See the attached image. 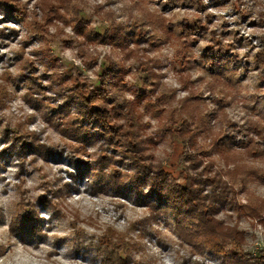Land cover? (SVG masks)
I'll list each match as a JSON object with an SVG mask.
<instances>
[{
	"label": "rangeland",
	"instance_id": "374dc122",
	"mask_svg": "<svg viewBox=\"0 0 264 264\" xmlns=\"http://www.w3.org/2000/svg\"><path fill=\"white\" fill-rule=\"evenodd\" d=\"M142 155L227 184L209 228L151 206ZM263 253L264 0H0V264Z\"/></svg>",
	"mask_w": 264,
	"mask_h": 264
},
{
	"label": "trees",
	"instance_id": "16d2710c",
	"mask_svg": "<svg viewBox=\"0 0 264 264\" xmlns=\"http://www.w3.org/2000/svg\"><path fill=\"white\" fill-rule=\"evenodd\" d=\"M101 118L105 121L107 117L101 115ZM121 136L127 140L126 145L128 147L136 148V143L134 144L130 142L132 139L131 133H126ZM134 154L135 157L133 160L135 162L141 154L136 152H134ZM187 162L189 164H186L187 166L185 168V171H188V177L185 181L186 185L170 184L167 180L169 175L163 171L162 167L159 164L151 163L150 158L144 157V155H142V176L146 181H155L154 186L159 184L156 186L154 190L155 192H153L155 198H157L156 201L151 204L152 207L154 206L153 208L160 210L162 214H171L176 226L182 225L185 227L184 230H190L191 227L195 228L198 226H202L203 230H206V228H209L210 226V218H208L209 213L205 210H210L217 200H224V198H227L228 186L223 180L217 178V180L214 181L208 178L204 183H208L210 186L209 199L207 196L200 195V190L196 189L198 187V183L196 182H199V180L191 177L189 171L193 170L194 176L199 175L200 172L206 171L208 165L201 167V162H195V158L193 157H188ZM198 170H200L199 173ZM195 185L197 187H194ZM207 201L209 206L205 207L204 203ZM199 204L200 209L198 207ZM206 236L207 235H204V237ZM224 236L225 234H223L221 242L224 239ZM211 243L214 244V247L216 248L217 242L213 241ZM260 258L261 261L258 258H252L246 259L245 262L246 264L250 262L251 264H264V253Z\"/></svg>",
	"mask_w": 264,
	"mask_h": 264
}]
</instances>
